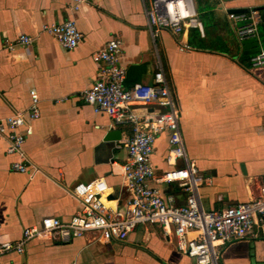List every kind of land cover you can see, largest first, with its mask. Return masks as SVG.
Masks as SVG:
<instances>
[{
    "label": "crops",
    "instance_id": "0c3cea01",
    "mask_svg": "<svg viewBox=\"0 0 264 264\" xmlns=\"http://www.w3.org/2000/svg\"><path fill=\"white\" fill-rule=\"evenodd\" d=\"M151 0H91L74 11L72 0H0V119L26 110L30 91L40 96V117L24 149L31 176L11 170L16 156L0 139V242L17 241L23 230L45 217L69 221L83 205L72 188L103 178V199L125 211L131 194L125 186L127 150L117 143L132 136L130 125L116 126L82 97L98 77L92 54L108 40L123 44L125 85L152 84L159 64L180 108L179 121L188 158L212 183L200 187L206 210H222L259 197L264 185V69L252 57L264 48V0H195L200 28L154 36L146 8ZM262 10V11H261ZM255 16L260 50L244 46L237 29L246 21L230 13ZM75 19L84 34L74 49L64 48L42 31L43 24ZM33 44L10 51L5 40L20 34ZM188 45L190 49L181 50ZM254 51L249 59L244 52ZM156 106H150V109ZM144 111V107H139ZM29 122V120H28ZM25 132V126L19 128ZM120 130L119 140L109 137ZM169 132L160 133L151 155L157 175L168 170ZM183 204L187 193L178 183H157ZM196 264L166 237L160 224H142L124 241L99 239L96 233L69 242L35 239L23 253L0 256V264ZM218 264H264V234L254 227L245 238L220 248Z\"/></svg>",
    "mask_w": 264,
    "mask_h": 264
},
{
    "label": "built area",
    "instance_id": "2783aa9c",
    "mask_svg": "<svg viewBox=\"0 0 264 264\" xmlns=\"http://www.w3.org/2000/svg\"><path fill=\"white\" fill-rule=\"evenodd\" d=\"M90 1L72 0L71 8L76 11ZM146 14L154 36L162 29L178 34L188 28L201 27L195 0H151ZM257 15L258 12L252 15L230 13V18L246 21L237 29L241 41L260 39ZM42 31L69 50L84 39L73 18L61 23H45ZM33 41L32 36L24 33L14 40L6 39L4 45L12 51L19 46L28 47ZM186 49L190 47H181V50ZM122 54L123 44L118 38H111L102 49L92 54V59L99 64L98 77L82 91L81 97L93 106L95 112L109 115L116 126L132 127V136L117 143L118 148L127 150L124 178L131 197L126 210L112 209L104 201L107 184L103 178L78 183L72 188V195L83 205L80 214L67 222L58 217L40 219L24 228L20 240L0 242V256L23 253L26 245L35 239L69 242L87 233H96L100 240L124 241L142 224H160L166 237L174 240L177 250L194 258L196 264H218L222 246L245 238L255 226L264 234V185L259 197L250 201L222 210L204 208L200 187L211 184L212 177L204 176L188 158L180 128L179 104L162 64H159L152 84L135 83L127 88V68L122 63ZM251 61L253 66L264 69V48ZM30 96L31 103L26 110H18L0 119V139L7 142V154L16 156L11 170L33 176L39 168L33 167L31 171V160L24 145L27 136L33 132L30 122L41 114L37 90L32 89ZM140 106L144 111L139 110ZM150 106H156V109H150ZM21 126H25V132L19 130ZM163 131L169 132L166 161L170 168L157 175L151 155L156 138ZM157 183H178L187 193L185 203L177 204L175 195L164 193Z\"/></svg>",
    "mask_w": 264,
    "mask_h": 264
},
{
    "label": "water",
    "instance_id": "95a60500",
    "mask_svg": "<svg viewBox=\"0 0 264 264\" xmlns=\"http://www.w3.org/2000/svg\"><path fill=\"white\" fill-rule=\"evenodd\" d=\"M260 17H261L262 20H264V11H262L260 13ZM252 43L256 44V47H257L256 52H258L260 50V43H259V39H257V38H249V39L244 40L245 49H246V47H248L249 44H252ZM253 52L254 51L244 52L245 58L249 59L251 57V55L253 54ZM109 135H110L109 137H114L112 139L119 140L121 138L120 130H113V131L110 132Z\"/></svg>",
    "mask_w": 264,
    "mask_h": 264
}]
</instances>
